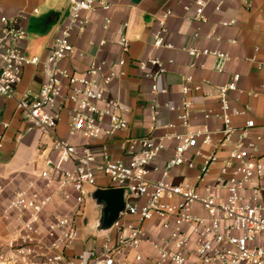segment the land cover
I'll return each mask as SVG.
<instances>
[{
	"label": "built area",
	"instance_id": "2783aa9c",
	"mask_svg": "<svg viewBox=\"0 0 264 264\" xmlns=\"http://www.w3.org/2000/svg\"><path fill=\"white\" fill-rule=\"evenodd\" d=\"M68 3L66 19L44 58L27 54V33L18 19L0 15V99L14 103L12 119H0V159L15 121L22 126L21 134L37 131L49 137L52 153L38 167L35 178L18 185L1 208L2 220L14 217L21 222L4 244L8 253L0 247V264H129L131 257L135 262L142 261L143 245L152 252L146 257L149 264H264V157L260 156L258 144L247 136L253 122L248 121L245 129L239 131V143L220 163L217 177L205 187V194L188 185H173L167 178L184 163V154L198 142L210 144L207 129L166 137L176 145L172 158L160 168L151 165L163 151L165 138L154 139L150 134L121 144L129 156L127 161L111 159L104 147L99 156L95 155L90 141L109 138L128 128L124 116L127 109L117 98L105 97L106 87L117 74L101 61L91 62L79 74L69 73L60 64L74 50L72 38L85 30L93 15L101 13L100 28L103 32L109 30L112 20L108 13L113 0ZM198 6L196 19L201 20L203 3L198 1ZM31 13L36 14L37 10ZM105 43L100 40L96 47L100 49ZM116 45L122 55L116 66L122 68L129 41L121 36ZM153 47L171 49L161 33L154 36ZM184 50L194 59H227L225 53L218 51L198 47ZM149 64L155 67L145 74L152 93H164L158 87L165 71L163 65L157 59H151ZM29 67L40 68L44 80L36 91L19 90ZM237 81L238 76L233 75L228 84L216 89L225 141L235 132L231 117L248 110L230 108L228 93L236 89ZM184 83L181 103L166 107L176 112L177 119L187 127L191 103L186 97L190 91L186 84L191 83V77H184ZM193 89L199 90V86ZM66 103L72 105L68 135L80 141L77 145L54 135ZM150 111L152 132L159 127L158 106L151 105ZM217 162L214 153L204 158L200 184L206 183ZM151 172L160 173V179L151 181ZM98 174L106 179V188L125 191L122 217L109 234L86 238L84 241L89 244L70 255L68 251L82 240L78 221L85 210V188L96 187ZM212 189L223 190L224 198L211 195ZM52 205L63 206L64 211L47 213Z\"/></svg>",
	"mask_w": 264,
	"mask_h": 264
},
{
	"label": "crops",
	"instance_id": "0c3cea01",
	"mask_svg": "<svg viewBox=\"0 0 264 264\" xmlns=\"http://www.w3.org/2000/svg\"><path fill=\"white\" fill-rule=\"evenodd\" d=\"M198 1L203 3L201 20L196 19ZM216 7L219 9L216 10ZM34 9L37 10L36 14L31 13ZM68 9V0H0V15L19 20L27 33L26 47L33 46L29 54L40 58L46 56L66 19ZM166 12H169L167 16ZM21 15L26 18L21 19ZM108 15L112 20L109 30L103 32L100 28L101 13L93 15L85 30L72 38L74 50L60 64L69 73L79 74L91 62L101 61L117 74L106 87L105 97L117 98L127 109L124 116L128 128L109 138L90 141L95 155L99 156L104 147L111 159L127 161L129 156L127 151L120 148L121 144L150 134L154 139L165 138L163 151L151 165V168H160L172 158L176 145L166 137L207 129L210 144L198 142L195 148L184 154V163L174 168L167 178L173 185H188L201 194H205L207 185L214 183L220 163L239 143V131L245 129L248 121H252L254 126L248 129L247 136L258 144L260 156L264 157V0H113V8ZM225 23L227 25H223ZM158 33H161L166 44L171 45V49L153 47L154 36ZM121 36L128 39L129 52L125 56V65L119 68L116 65L122 55L116 40ZM100 40L106 43L99 49L96 44ZM230 41L235 43L231 44ZM189 47L222 52L227 59L211 56L194 59L184 50ZM151 59H157L164 67L165 71L158 81V87L164 93H152L151 82L145 77V74L155 70L149 64ZM233 75L238 76V81L236 89L228 93L230 108L242 111L246 107L248 110L231 117V128L235 132L225 141L216 89L228 84ZM187 76L191 77V83L186 84L190 88L186 97L191 108L188 126L183 127L177 113L170 111L166 105L177 107L181 103V88ZM43 80L40 68L29 67L25 69L19 90L36 91ZM196 86H199V90L193 89ZM153 104L158 106L159 127L150 132V106ZM71 108L72 105L66 103L54 135L77 145L80 141L68 135ZM13 111L12 101L0 99V119L11 120ZM21 130V124L13 122L1 152L0 216L2 206L14 189L35 178L42 160L33 162L34 155L47 147L45 140L48 137L37 131L21 134ZM221 143L224 146H220ZM213 153L218 162L211 168L206 183L200 184L198 177L203 160ZM48 155H52L51 150ZM148 178L157 181L160 173L151 172ZM96 181L95 188L106 189V179L102 175L98 174ZM209 193L218 199L225 196L223 190L212 189ZM63 208L52 205L46 212L60 213L64 211ZM195 210L202 214L200 209ZM129 220L133 221L134 218ZM20 222L14 217L9 221L0 217V247L6 253L8 251L3 248L4 244ZM81 239L68 254L77 253L89 244L82 234ZM141 249L142 261L135 262L131 257L129 264H149L146 257L152 252L145 245Z\"/></svg>",
	"mask_w": 264,
	"mask_h": 264
},
{
	"label": "water",
	"instance_id": "95a60500",
	"mask_svg": "<svg viewBox=\"0 0 264 264\" xmlns=\"http://www.w3.org/2000/svg\"><path fill=\"white\" fill-rule=\"evenodd\" d=\"M85 191L86 204L83 220L85 221L89 217L92 218L90 212H92L94 205L102 206L103 219L96 223L95 232L91 235H88L83 229V236L86 238L88 236L101 238L109 234L113 224L122 217L126 193L123 189H97L91 186H87Z\"/></svg>",
	"mask_w": 264,
	"mask_h": 264
},
{
	"label": "flooded vegetation",
	"instance_id": "af4514ba",
	"mask_svg": "<svg viewBox=\"0 0 264 264\" xmlns=\"http://www.w3.org/2000/svg\"><path fill=\"white\" fill-rule=\"evenodd\" d=\"M95 213V214H94ZM92 218H87L85 221L83 220V216L79 219L78 224L81 230V234L83 235V229L88 235H91L95 232L96 223L103 219V212L101 205H94L92 212H90ZM94 217V218H93ZM91 236H88V238Z\"/></svg>",
	"mask_w": 264,
	"mask_h": 264
},
{
	"label": "rangeland",
	"instance_id": "374dc122",
	"mask_svg": "<svg viewBox=\"0 0 264 264\" xmlns=\"http://www.w3.org/2000/svg\"><path fill=\"white\" fill-rule=\"evenodd\" d=\"M33 45V44H32ZM32 49H33V46H31V45H29V48L27 47V54L28 55H30L29 54V51L31 50L32 51ZM46 142V150L45 151H43V152H38V151H36V154L34 155L35 157L33 158L34 160H33V162L34 161H36V160H38V161H40V160H42V162H43V160L46 158V156L48 155V152L51 150V148H50V146H51V139L48 137V138H46V140H45ZM39 155L42 157V158H40L39 157ZM33 162L31 163V164H33Z\"/></svg>",
	"mask_w": 264,
	"mask_h": 264
}]
</instances>
